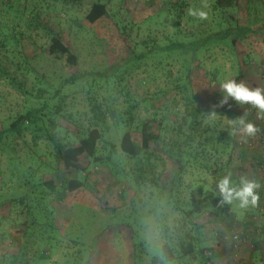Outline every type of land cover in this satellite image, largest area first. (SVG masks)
Returning <instances> with one entry per match:
<instances>
[{
	"label": "rangeland",
	"instance_id": "obj_1",
	"mask_svg": "<svg viewBox=\"0 0 264 264\" xmlns=\"http://www.w3.org/2000/svg\"><path fill=\"white\" fill-rule=\"evenodd\" d=\"M2 1L7 3V0H0V6ZM79 1L78 3L76 0L15 2L16 8L27 14L32 13L35 22H32V26H27L26 19L21 21L11 15H8L10 18L6 21L8 28L14 26V21L21 24L16 31L8 32L10 38L15 32H22L23 37L18 35L15 36V40L10 39L6 48H3L0 42V132L20 114L26 113L33 107H40L46 103L48 109H52L59 101L52 99L54 91L64 80L73 76H88L86 81H76L74 85L63 90L64 94H69L65 110L67 118L55 117L58 122L56 134L64 142L78 146L80 140L86 136L93 117L89 97L96 95L108 115L110 125L108 137L119 152L112 157L111 164L114 170L106 165L97 166L82 155L80 163L88 169L87 186L70 192L63 201H60V206L64 213H74V221L77 224L95 218L98 227L96 237L93 240L95 234L93 233L90 239V243L95 241L93 255L88 256L91 260L90 264H106V261L113 264H133L132 234L125 226L117 227L115 224L125 223L133 205L140 204L141 208L150 192L132 187L131 181L126 179L124 182L127 188L124 196L123 193L120 194V186L114 183L115 170H121V165L124 164L125 172H128L133 168L135 161L127 159L119 149L121 139L127 131L120 123L118 111L124 102V97L120 94L121 87L117 84L111 87L101 74L106 73L110 67H113V72L120 69L118 76L124 77L122 87L141 100L142 108L138 116L141 120L151 122L153 131L159 130L154 120L162 118L166 113L170 118V114L181 117V106L173 102L175 96H178L173 88L176 86V81L184 75V68L176 54L179 52L167 47L177 32L176 22L170 18L168 9V3L173 0H107L111 15L95 24H90L85 18L94 0ZM209 2L210 0H202L197 6L192 4L191 8L206 12ZM229 13L234 21L248 17L251 22H259L264 20V0H237L234 8L229 9ZM40 23L52 27L62 36L63 42L78 55V66H71L65 58L58 59L49 54L47 48L51 38L48 32L39 26ZM211 26L212 17L209 12L205 19L192 16L191 20L188 9L182 20L181 35L172 40L177 43L189 42L190 39H184L186 35L192 37L194 33L195 36L200 37L208 33ZM202 43H205L204 40ZM147 44L152 47V53L146 49ZM131 48L140 55L144 54V57L130 59L133 51ZM197 54L198 60L191 72L197 98L203 108L214 110L209 116L214 131L216 134L225 131L231 148L221 154L210 151L204 157L203 166L190 164L178 189L180 196L178 205L188 210L195 200L204 198L203 193L213 189L214 177L210 168L226 169L231 157V168L235 169L240 165L241 152H245L247 157L245 177L247 180L252 178L257 181L260 187L256 192L264 196V112L250 102L241 104L231 96L225 101V90L221 88V81L232 79L236 83L245 84L250 89L258 87L264 89V35H250L236 44L235 48L224 43H213ZM131 57L134 55L132 54ZM9 77L17 78L24 83L30 94L24 95L12 86ZM40 88H46L48 93H42L41 98L36 99ZM168 90L169 110L160 111L162 101L156 99L157 95ZM234 113H238V116L233 115ZM241 119L245 123L254 125L257 132L254 135H247L243 130L244 123H239ZM136 135L140 137L138 132ZM5 136H11V139L4 137L3 144H8L7 149L3 150V144L0 145V195L12 197L18 194L19 178L11 171L13 169L14 172L28 171L31 174L32 185L43 184L52 178L47 169V161L53 160L50 146L42 144L39 148H35L33 133L30 132L25 133L23 139L19 141H15L12 135ZM239 140H243V143H239ZM205 163H208L210 168H206ZM218 195L222 196L220 193ZM260 196V201L255 206L241 208L236 214L237 223L233 233L241 234L242 237L244 235L239 241L237 250L234 249L237 255L230 247L225 248L224 259L221 258L220 263L216 261L217 264H231L232 261L233 264H245L241 261L243 258L241 250L246 245L253 250L256 249L255 264H264L262 262L264 206H260L264 198ZM56 206L59 204L57 203ZM3 212L7 215L9 210L6 208ZM201 212L197 221L206 226L209 244L213 247L222 246L223 225L215 223L212 213ZM159 214L168 216L167 223L171 227L177 223L186 229L187 224L183 220V215L177 213L174 206L167 201L162 203L155 217L157 218ZM155 217L147 221L143 220L142 223L145 222L146 226L142 225L139 228V225H136L145 242L144 264H169L161 254L165 240L160 229L161 224ZM20 222L17 215L12 213L5 222H0V264H5L4 254H13L18 249V239L22 236ZM66 222L70 223L69 220ZM106 222L112 223L114 228L101 230ZM72 250L76 248L65 246L39 258L31 255L27 257L29 262L27 264L63 263L66 254ZM110 250H114L116 254L108 253ZM191 264H200V260H195Z\"/></svg>",
	"mask_w": 264,
	"mask_h": 264
},
{
	"label": "trees",
	"instance_id": "obj_2",
	"mask_svg": "<svg viewBox=\"0 0 264 264\" xmlns=\"http://www.w3.org/2000/svg\"><path fill=\"white\" fill-rule=\"evenodd\" d=\"M19 1L7 0V3L2 1L0 6V42L3 48L7 47V42L10 39L15 40V36L23 37L22 32H15L10 38L8 32L16 31L17 28L21 27V24L14 21V26L8 28L6 22L10 18L8 15L21 21L26 19L28 21L27 26H32V22H35L32 19V13L27 14L15 7V2ZM201 1L173 0L168 3L169 16L176 22L177 28L172 39L181 35V24L187 10L193 9L191 8L192 4L197 6ZM236 1L210 0V5L206 10L212 17V26L209 32L200 37L195 36L194 33L192 37L186 35L184 39H190L189 42L180 41L177 43L171 39V43L167 45L168 49L174 48L179 52L176 54L184 68V75L176 81V86L173 88V91H176L178 95L175 96L173 102L181 106V117L170 114V118L169 114L166 113L162 118L155 119L154 122H157L159 128L158 132L152 130L151 122L139 118L138 113L142 108V102L122 87L124 77L118 76L120 69L113 72V67H110L106 73L101 74V77L106 78V82L111 87L116 84L121 87L120 94L123 95L124 102L118 111L120 123L125 126L127 131L121 139L119 149L127 159L135 161L133 168L128 172H125L124 164L121 165V170H115L114 183L120 186V194L123 193L124 196L127 188V184L124 182L126 179L131 181L132 187L140 190L146 189L150 192L148 199L141 208L139 207L140 204L133 205L130 216L125 223L115 224L117 227L125 226L132 234L133 264H144L146 259L145 242L142 240V235L137 230L136 225L141 228L142 225H145V222L142 223L143 220L147 221L155 217L164 201L172 204L175 211L183 215V220L187 224L186 229L177 223L171 227L167 223L168 216L159 214L157 218L155 217L157 222L161 224L160 229L165 240L161 254L169 264H191L195 260H200V264H217L216 257L223 249L230 247L235 253L231 245V238L234 235L233 228L236 222L235 215L238 212V205L236 204L238 203L224 202L223 197L218 195L220 192L217 185L225 176H231L236 187L240 186L241 178L247 179L245 177L247 173L245 168L246 153H240V165L235 169L231 168V157L226 169L210 168L208 163H205V167L210 168L214 177L213 189L208 193H203L204 198L195 200L188 210L178 205L180 202L178 189L183 183L185 172L190 164L203 166L204 157L210 151H217L221 154L231 148L230 141L226 139L227 133L221 131L216 134L214 131L213 123L209 119L214 110L202 107L197 98L191 72L198 60L197 53L204 47L213 43H224L235 48L236 44L250 35H264V20L251 22L248 17L241 21L233 20L229 9L234 8ZM76 2L80 1L76 0ZM110 15L111 8L107 0H94L85 18L90 24H95ZM190 19L192 20L191 15ZM39 26H42L51 38L47 48L49 54L58 59L65 58L71 66H78V55L63 42L62 36L44 23H40ZM202 40L205 43H202ZM146 49L152 53V47L148 44ZM131 50H133L134 57H131V54L130 59L144 57V54L136 53L133 48ZM87 79L88 76L82 75L64 80L60 87L54 91L52 99H59V101L52 109L49 110L46 103L40 107H33L26 113L20 114L5 130L0 132V145L4 143V137L11 139V136L5 135H12L15 141H19L23 139L25 133H33L34 147L39 148L42 144H46L52 148L53 156L52 161H47V169L52 178L43 184L32 185L31 174L28 171L18 170L14 172V169L11 170L19 178L17 185L19 191L17 195L12 197L0 195V222H5L11 213L16 214L21 221L19 226L22 236L18 239V249L13 254H4L3 263L5 264H27L29 263L27 261L28 256L33 255L39 258L41 255L60 250L65 246L75 247L76 250L68 252L65 261L58 264L91 263L88 256L93 255L95 241L90 243V239L93 238L94 240L96 237L98 224L95 218L77 224L74 221V213H64L60 201H63L70 192L87 186L89 177L86 171L88 169L80 163L82 155H85L97 166L106 165L113 169L112 157L119 151L108 137L110 130L108 115L104 112L103 104L96 95L89 97L93 117L90 120L91 124L86 136L80 140L78 146L64 142L56 134L58 122L55 119L57 116L67 118L65 110L68 105L69 94H64L63 90L74 85L76 81H86ZM9 80L12 86L22 94H30L26 90L25 84L17 78L9 77ZM42 93H48V90L40 88L35 98L40 99ZM168 93H170L169 90L157 95L156 99L162 101L160 111L169 110ZM233 115L238 116V113ZM136 132L140 134V137L136 135ZM239 143H243V140H239ZM237 145L242 146V144ZM2 146L5 150L8 144L5 143ZM262 197L264 198V196ZM259 201L260 199L257 203ZM57 203L59 206H56ZM261 205L264 206V202H261ZM6 208L9 210L7 215L3 212V209ZM233 208L235 209L233 210ZM201 211L212 213L215 223L225 225L221 231V236L224 237L222 240L224 244L221 242L222 246L213 247L209 244L206 226L197 221L202 214ZM113 217L115 218V216ZM67 220L70 223H67ZM187 226L189 227L187 228ZM111 227L114 228L112 223L106 222L105 227L100 229L104 231ZM93 233L95 234L93 235ZM228 236L229 239H225Z\"/></svg>",
	"mask_w": 264,
	"mask_h": 264
},
{
	"label": "clouds",
	"instance_id": "obj_3",
	"mask_svg": "<svg viewBox=\"0 0 264 264\" xmlns=\"http://www.w3.org/2000/svg\"><path fill=\"white\" fill-rule=\"evenodd\" d=\"M189 15L205 19L207 13L202 10L189 9ZM221 88L225 90V101L229 96L234 97L241 104L250 102L264 112V89L255 88L250 89L243 83H236L234 80L229 79L221 81ZM223 103V101L221 102ZM239 123H244V132L247 135H254L257 132V128L251 123H245L242 119ZM240 186L236 187L235 182L231 179V176H225L218 182V188L220 194L223 196L224 202L238 203V207L247 208L249 205L255 206L259 194L256 189L260 187V184L255 180H247L241 178L239 182Z\"/></svg>",
	"mask_w": 264,
	"mask_h": 264
},
{
	"label": "crops",
	"instance_id": "obj_4",
	"mask_svg": "<svg viewBox=\"0 0 264 264\" xmlns=\"http://www.w3.org/2000/svg\"><path fill=\"white\" fill-rule=\"evenodd\" d=\"M236 205H238V204H236ZM250 206V205H249ZM248 206V207H249ZM252 206V205H251ZM250 206V207H251ZM253 207V206H252ZM235 208H233V210H234ZM239 211H241V208L240 207H238V212ZM238 212H237V214H238ZM247 215H249V214H247ZM237 216L235 215V218H236ZM237 223V218H236V222H235V224ZM234 224V225H235ZM247 225V224H246ZM222 227H225V225L224 226H222ZM255 246H256V244H255ZM252 247H250V246H244L243 248H242V250H241V252L243 253L242 254V257L243 258H241V261L243 262V263H245V264H255V261H256V249L255 250H253V249H251ZM262 248H264V244H262ZM223 251L224 250H222L221 252H220V254H219V256H217L216 257V261L218 262V263H220L221 261H220V259L222 258V259H224V255H223ZM240 252V253H241ZM263 252H264V249H263ZM108 253H113V254H116V252L114 251V250H110ZM235 255H237V253L235 252L234 253ZM244 255H245V258H244ZM107 257V256H106ZM108 258H110V257H108ZM231 258H232V256H231ZM233 260V259H232ZM262 262H264V258H263V261ZM101 264H103V263H101ZM106 264H113V263H111L110 261H106ZM231 264H233V261H232V263Z\"/></svg>",
	"mask_w": 264,
	"mask_h": 264
},
{
	"label": "built area",
	"instance_id": "obj_5",
	"mask_svg": "<svg viewBox=\"0 0 264 264\" xmlns=\"http://www.w3.org/2000/svg\"><path fill=\"white\" fill-rule=\"evenodd\" d=\"M137 1V0H136ZM150 1V0H149ZM233 234V233H232ZM242 238H244V236L242 237L241 234H236L234 233V235H232L231 238V245L233 246L234 249L237 250V248L239 247V241L242 240ZM226 239H229V236L226 237Z\"/></svg>",
	"mask_w": 264,
	"mask_h": 264
}]
</instances>
